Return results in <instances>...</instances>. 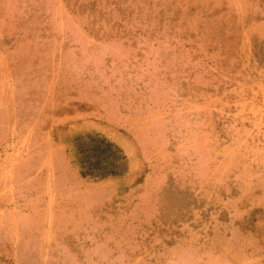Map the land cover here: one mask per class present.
<instances>
[{
    "label": "rangeland",
    "instance_id": "1",
    "mask_svg": "<svg viewBox=\"0 0 264 264\" xmlns=\"http://www.w3.org/2000/svg\"><path fill=\"white\" fill-rule=\"evenodd\" d=\"M0 264H264V0H0Z\"/></svg>",
    "mask_w": 264,
    "mask_h": 264
},
{
    "label": "bare ground",
    "instance_id": "2",
    "mask_svg": "<svg viewBox=\"0 0 264 264\" xmlns=\"http://www.w3.org/2000/svg\"><path fill=\"white\" fill-rule=\"evenodd\" d=\"M177 206V205H176ZM216 220V219H215ZM73 226V225H72ZM227 237V236H226ZM236 244H237V242H236ZM227 249V248H226Z\"/></svg>",
    "mask_w": 264,
    "mask_h": 264
}]
</instances>
